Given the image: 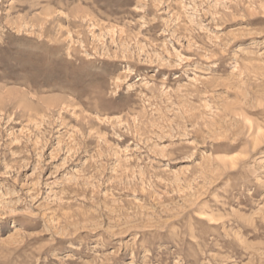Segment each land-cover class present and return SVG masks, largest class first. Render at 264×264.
<instances>
[{
  "label": "rangeland",
  "instance_id": "rangeland-1",
  "mask_svg": "<svg viewBox=\"0 0 264 264\" xmlns=\"http://www.w3.org/2000/svg\"><path fill=\"white\" fill-rule=\"evenodd\" d=\"M0 264H264V0H0Z\"/></svg>",
  "mask_w": 264,
  "mask_h": 264
}]
</instances>
